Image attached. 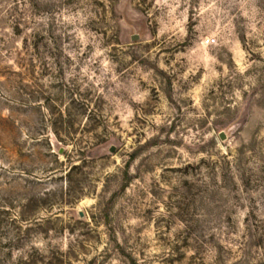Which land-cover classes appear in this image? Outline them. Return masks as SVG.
Segmentation results:
<instances>
[{
  "label": "rangeland",
  "instance_id": "rangeland-1",
  "mask_svg": "<svg viewBox=\"0 0 264 264\" xmlns=\"http://www.w3.org/2000/svg\"><path fill=\"white\" fill-rule=\"evenodd\" d=\"M0 264H264V0H0Z\"/></svg>",
  "mask_w": 264,
  "mask_h": 264
},
{
  "label": "water",
  "instance_id": "water-1",
  "mask_svg": "<svg viewBox=\"0 0 264 264\" xmlns=\"http://www.w3.org/2000/svg\"><path fill=\"white\" fill-rule=\"evenodd\" d=\"M135 39H136V36H133V37H132V40H135ZM219 137H220L221 139H224L225 134H224L223 132H220V133H219ZM110 150L113 151V147H111Z\"/></svg>",
  "mask_w": 264,
  "mask_h": 264
},
{
  "label": "built area",
  "instance_id": "built-area-1",
  "mask_svg": "<svg viewBox=\"0 0 264 264\" xmlns=\"http://www.w3.org/2000/svg\"><path fill=\"white\" fill-rule=\"evenodd\" d=\"M214 39L213 38H207V42H213Z\"/></svg>",
  "mask_w": 264,
  "mask_h": 264
}]
</instances>
